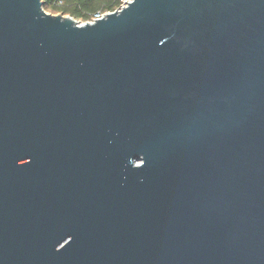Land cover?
I'll list each match as a JSON object with an SVG mask.
<instances>
[{"label": "water", "instance_id": "95a60500", "mask_svg": "<svg viewBox=\"0 0 264 264\" xmlns=\"http://www.w3.org/2000/svg\"><path fill=\"white\" fill-rule=\"evenodd\" d=\"M0 264H264V0H0Z\"/></svg>", "mask_w": 264, "mask_h": 264}, {"label": "trees", "instance_id": "16d2710c", "mask_svg": "<svg viewBox=\"0 0 264 264\" xmlns=\"http://www.w3.org/2000/svg\"><path fill=\"white\" fill-rule=\"evenodd\" d=\"M46 11L63 14L82 22H89L97 14L119 9L125 0H43Z\"/></svg>", "mask_w": 264, "mask_h": 264}, {"label": "built area", "instance_id": "2783aa9c", "mask_svg": "<svg viewBox=\"0 0 264 264\" xmlns=\"http://www.w3.org/2000/svg\"><path fill=\"white\" fill-rule=\"evenodd\" d=\"M127 1H130V0H125L124 3H123V5H122L119 9H117V10L122 9V8L126 5V2H127ZM104 15H105V14L97 13V14L93 17V19H92L91 21H89V22H94V21H96V20H98V19L104 17Z\"/></svg>", "mask_w": 264, "mask_h": 264}, {"label": "rangeland", "instance_id": "374dc122", "mask_svg": "<svg viewBox=\"0 0 264 264\" xmlns=\"http://www.w3.org/2000/svg\"><path fill=\"white\" fill-rule=\"evenodd\" d=\"M48 13H51V14H54V13H52V12H49V11H47ZM54 15H57V14H54ZM79 23H85V22H82L81 20H77Z\"/></svg>", "mask_w": 264, "mask_h": 264}]
</instances>
